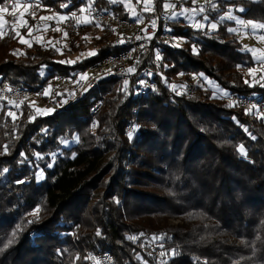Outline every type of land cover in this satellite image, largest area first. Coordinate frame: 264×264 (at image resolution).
<instances>
[{
	"label": "trees",
	"instance_id": "trees-1",
	"mask_svg": "<svg viewBox=\"0 0 264 264\" xmlns=\"http://www.w3.org/2000/svg\"><path fill=\"white\" fill-rule=\"evenodd\" d=\"M29 1L34 14L26 15L22 36L40 15L51 11L71 20L88 3ZM146 1L159 15L171 5ZM192 2L182 0L185 7ZM9 3L0 0V6ZM89 4L90 12L129 18L120 3ZM229 7L242 9L246 21L264 23V0H217L201 9L218 23ZM168 26L182 44L153 37L155 47L132 65L126 86L118 78L104 80L44 116L24 104L1 105L0 264H89L87 256L99 253H108L110 264H264V112L231 102L264 101V85L245 73L255 62L228 31L233 22L222 21L212 33L182 21ZM80 33L65 55L82 49ZM99 39L95 54L70 65L53 47L33 38L28 47L7 30L0 36V84L41 93L52 77L120 51L110 37ZM144 70L156 88L141 95ZM100 101L93 132L91 108ZM11 108L16 119L8 115ZM128 127L136 129L131 139Z\"/></svg>",
	"mask_w": 264,
	"mask_h": 264
},
{
	"label": "built area",
	"instance_id": "built-area-1",
	"mask_svg": "<svg viewBox=\"0 0 264 264\" xmlns=\"http://www.w3.org/2000/svg\"><path fill=\"white\" fill-rule=\"evenodd\" d=\"M170 1L173 12L182 13L185 11L186 7L182 0ZM134 2L137 14L135 18L123 19L109 10L90 14L89 20L92 25L98 27L102 35L110 37L113 46H120V51L109 54L92 65L72 73L70 76L57 75L52 77L43 92L36 94V98L41 99L40 104L36 103L37 110L44 113L64 110L68 104L81 99L86 92L110 78H118L124 85V82L127 81L128 85L131 74L128 69L137 62L140 56H145L152 51L156 45L153 39L157 37L164 43L171 42L172 36L168 26V22L171 20L164 14L159 15L155 9H147L146 0H134ZM153 21L155 22L154 25ZM6 22L7 24L15 23L16 15L9 13ZM62 27L68 37L81 31V26L74 24L69 18L63 21ZM142 75L139 92L144 95L148 91H153L156 88V83L151 80V73L148 71L144 70ZM81 77L85 78L81 79ZM30 94L32 93L25 88L1 83L0 106L14 107ZM231 102L237 103L245 109L258 107L264 112V101L257 102L248 98H232ZM101 107V101L92 106L93 119ZM87 260L89 264H110L111 257L108 253H102L88 255Z\"/></svg>",
	"mask_w": 264,
	"mask_h": 264
},
{
	"label": "rangeland",
	"instance_id": "rangeland-1",
	"mask_svg": "<svg viewBox=\"0 0 264 264\" xmlns=\"http://www.w3.org/2000/svg\"><path fill=\"white\" fill-rule=\"evenodd\" d=\"M29 0H10L9 6L7 7V10L4 12H0V18H2V21L4 23L0 24V28H2V35L6 33L7 30H14L15 33H19L18 36V41H21V38L23 40L29 41L31 45V38L36 40L39 44L45 46V47H53L57 51V57L59 60L65 61V63L68 64H73L75 62H78L84 58L89 57L90 55H93L91 53H94L95 50H97V47L99 46L100 43V37L102 36L101 30L93 26L91 21L89 20V16L92 12H90V2L92 0H87L88 3H86L85 7H82L84 11L80 13L79 16L75 17V15L72 14L71 20L74 24L81 26V33L78 35V38L80 39V43L82 44V49L77 47V52L73 53L70 56H67L64 54L65 48L68 46L72 38H74L76 35H73L71 37L66 36L64 33L62 24L64 19L67 17V15H59L56 13H53L51 11H48L47 13H44L40 15L37 19L35 24L30 27L27 30V35L22 36L19 32V30L26 25V23H21V21L26 22V15H33V9L32 5L33 2ZM36 1V0H35ZM124 1V0H122ZM121 1V4H122ZM116 3V1H113ZM134 7H135V2L133 0ZM13 4H18L19 7H16L13 9L12 5ZM147 4V1L145 2ZM9 13H14L16 15V22L13 24H7L6 22V17ZM45 17H49V19H42ZM131 18V17H129ZM1 36V35H0ZM182 40H176L175 38H172L171 42L169 43L171 46H178L182 44ZM21 43V42H20ZM26 46H30L29 43H22ZM43 71V70H42ZM245 73L248 74L250 73V77L254 79L253 81L256 83H259L261 85H264V62L261 64H256L255 68L253 70L248 71L245 70ZM192 82H189L186 85V90L187 94L190 95L191 90H192ZM175 85V84H173ZM172 86V85H171ZM176 86V85H175ZM214 84H210V87L212 90H214ZM181 89L180 87H177ZM184 90V88H183ZM217 90V88H216ZM215 91V90H214ZM218 92L222 93L219 89L217 90ZM32 94L28 95L25 99H23L18 105L24 104L26 107L32 110L34 115L37 116H44L52 113H44L41 112L40 110H37L36 103L40 104L39 97L36 98V94L38 92H31ZM218 93V94H220ZM212 97L214 99H218L219 95L213 94ZM37 104V105H38ZM16 105V107L18 106ZM1 107V106H0ZM15 107V108H16ZM39 107V105H38ZM104 108V107H103ZM103 108L101 107L97 114L95 115L94 119L92 118V131H95V126L97 124L98 118L103 112ZM10 112L12 115L10 117L12 119L17 118L18 110L11 108ZM9 113V112H8ZM127 132L131 131V128L126 129ZM15 141V140H14ZM75 143V139L72 141H64L62 143V147L65 149H69L71 145ZM5 154V153H4ZM43 179V174L41 173L40 169L37 171V181L40 182ZM100 254V253H99ZM99 254H90V255H99ZM88 257V256H87Z\"/></svg>",
	"mask_w": 264,
	"mask_h": 264
},
{
	"label": "crops",
	"instance_id": "crops-1",
	"mask_svg": "<svg viewBox=\"0 0 264 264\" xmlns=\"http://www.w3.org/2000/svg\"><path fill=\"white\" fill-rule=\"evenodd\" d=\"M109 1H116V3L121 4L122 0ZM213 1L217 0H195L192 2L191 6L186 7L185 11L182 13L173 12L171 5L169 4L168 8L164 7V15H166L171 22L182 21L184 24L200 29L202 32L207 30L208 33L214 32L217 29V24L222 23V21L233 22L234 26L232 29L236 35V39L241 45V51L252 56L255 66L256 64L264 62V28L253 29V25H262L264 23H256L242 19L240 17L241 10L239 7H229L218 23L212 22L209 17L201 11V8L207 3ZM122 6L129 17L135 18L137 16L133 0L122 1ZM205 17H207V19H205ZM67 18L68 16L64 20ZM213 24L216 25L215 28L212 27ZM246 70L251 71L253 69Z\"/></svg>",
	"mask_w": 264,
	"mask_h": 264
},
{
	"label": "snow or ice",
	"instance_id": "snow-or-ice-1",
	"mask_svg": "<svg viewBox=\"0 0 264 264\" xmlns=\"http://www.w3.org/2000/svg\"><path fill=\"white\" fill-rule=\"evenodd\" d=\"M193 2H194V0H193ZM165 8H168L169 7V5L168 4H164L163 5ZM12 7H13V9H15L16 7H19V5L18 4H13L12 5ZM62 7H63V5H62ZM213 7H215V5H213ZM7 10V5H3V6H0V12H4V11H6ZM241 11H242V9H240ZM81 11L83 12L84 11V9L83 8H81ZM201 11H203V9H201ZM73 15H75V13H73ZM229 18H231V17H229ZM42 19H49V17H45V18H42ZM205 19H207V17H205ZM2 23H4L3 21H2V18H0V24H2ZM21 23H26V22H24V21H21ZM249 23H251V22H249ZM155 24V22L153 21V25ZM212 27L213 28H215L216 27V25L215 24H213L212 25ZM256 28H264V24H262V25H253V29L255 30ZM228 31H233V29H228ZM3 33H2V28H0V35H2ZM17 35H19V33L17 32L16 33ZM138 39H139V37H137ZM21 43H29V45H30V42L29 41H26V40H23L22 38H21V41H20ZM121 42H123V41H121ZM193 51L195 52L196 50H195V48L193 49ZM91 54H95V53H91ZM160 57H159V54H157V59H159ZM128 71L129 72H132V71H134V69H128ZM85 77H81V79H84ZM125 83V85H127V81H125L124 82ZM174 90H175V88L177 87V86H175V85H172L171 86ZM224 95H227V93H224ZM8 115H12V113L11 112H9L8 113ZM135 128H133L131 131H129L128 133H127V135L129 136V138L131 139V137H132V135H133V132H135ZM239 152L243 155L244 153H245V150H244V147L243 146H241L240 148H239ZM23 155V154H22ZM53 156H55V154H53ZM49 166H51V165H49ZM5 172L7 171V169H5L4 170ZM100 235V232L98 231L97 232V236H99ZM131 239H134V237H130ZM155 238V237H154Z\"/></svg>",
	"mask_w": 264,
	"mask_h": 264
}]
</instances>
